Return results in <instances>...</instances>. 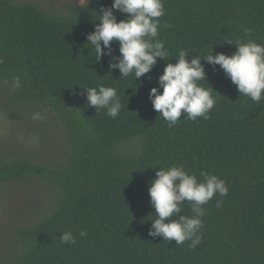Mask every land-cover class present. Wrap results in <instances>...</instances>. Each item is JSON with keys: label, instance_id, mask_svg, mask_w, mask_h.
<instances>
[{"label": "trees", "instance_id": "trees-1", "mask_svg": "<svg viewBox=\"0 0 264 264\" xmlns=\"http://www.w3.org/2000/svg\"><path fill=\"white\" fill-rule=\"evenodd\" d=\"M112 3L91 0L62 16L30 2L0 0V83L11 86L9 104L49 109L70 150L66 163L56 166L0 157V184L35 177L56 199L44 219L15 228L21 248L0 264H264V101L241 96L218 65L203 59L200 84L213 88L216 99L209 119L182 116L169 127L149 99L181 49L190 56H231L237 40L264 44V0H164L161 21L170 27L161 26L158 38L169 54L137 81L110 72L111 58L98 61L87 44L101 9ZM116 15L118 22L126 18ZM112 48L118 56L119 44ZM101 84L117 89L122 110L116 119L87 105L84 88ZM173 165L215 174L229 188L228 196L205 206L203 240L195 250L189 242L177 246L148 234L155 219L150 182L160 167ZM182 214H191L187 203ZM68 230L76 245L60 242ZM82 230L86 237L79 236Z\"/></svg>", "mask_w": 264, "mask_h": 264}, {"label": "clouds", "instance_id": "clouds-1", "mask_svg": "<svg viewBox=\"0 0 264 264\" xmlns=\"http://www.w3.org/2000/svg\"><path fill=\"white\" fill-rule=\"evenodd\" d=\"M117 12L126 18L118 22ZM164 15V0H113L110 7L101 9L94 31L86 37L87 44L93 47L98 61L106 55L111 58L110 72L119 70L121 77L134 75L137 81L169 54L165 43L158 38L161 26L170 27L166 23L162 25ZM244 32L246 36L251 35L249 28ZM114 42L119 44L118 56L113 54ZM234 45L237 51L231 56L214 52L190 56L181 49L175 64L166 63L158 79L159 87L151 88L149 99L169 127L176 126L182 116L192 121L207 120L216 106L214 89L200 84L206 80L202 59L214 69L218 65L237 86L241 96L256 104L264 101V44L249 39L247 42L237 40ZM14 87H21L20 77L15 78ZM84 89L88 107L95 108L96 112L106 110L107 116L118 118L122 104L117 89L103 84ZM31 118L42 121L46 117L41 112H34ZM155 177L149 186L150 204L155 210V215H150L155 219L150 221L149 236L174 241L177 246L189 242L188 248L195 250L203 240L205 206L217 195H229L226 181L204 171L198 176L184 165L160 167ZM186 203L190 206V215L182 214ZM222 203L217 200L216 207L220 208ZM79 236L86 237L87 233L82 230ZM59 239L65 245L77 243L70 230L63 231Z\"/></svg>", "mask_w": 264, "mask_h": 264}, {"label": "rangeland", "instance_id": "rangeland-1", "mask_svg": "<svg viewBox=\"0 0 264 264\" xmlns=\"http://www.w3.org/2000/svg\"><path fill=\"white\" fill-rule=\"evenodd\" d=\"M12 1L15 4L30 2L48 13L62 16H68L71 8L88 5V0ZM10 92L11 86L8 83H0V157L7 160L22 157L45 166L65 164L70 150L58 119L49 109L39 104L11 106L8 101ZM34 112H41L46 118L34 121L31 118ZM55 201L52 189L35 177L7 185L0 184L2 261L15 258L21 248L15 228L30 226L44 219L51 213Z\"/></svg>", "mask_w": 264, "mask_h": 264}]
</instances>
